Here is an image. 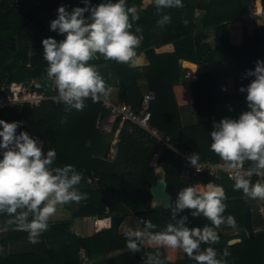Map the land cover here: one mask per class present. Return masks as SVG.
Listing matches in <instances>:
<instances>
[{"label": "trees", "instance_id": "16d2710c", "mask_svg": "<svg viewBox=\"0 0 264 264\" xmlns=\"http://www.w3.org/2000/svg\"><path fill=\"white\" fill-rule=\"evenodd\" d=\"M40 5H34L31 0L15 2L14 0H0V37L10 42L18 41V49H9L0 45V74L7 72L6 81L37 77L40 84L56 91L54 83L47 76V62L42 58L39 47L33 48L29 54L28 42L34 37L37 42L49 34L50 11L59 5L71 7L82 4V0H39ZM255 0H183L182 8L165 9L171 17V22L160 26L157 21L162 15L158 13L152 3L146 8H141V0H126L128 6L135 5L139 11V19L133 22V31L136 25L142 29L143 41L137 48V53L144 50L148 64L143 67L141 73L147 79V90L155 94V99L150 105L151 123L163 134L169 136L171 143L181 150L197 149L203 158L216 161L218 155L210 149L213 121H218L224 116L237 117L241 111L247 109L245 95L239 91L241 85H247L252 77L246 76L249 69L255 67L256 60H264V25L255 28L249 35L243 32L241 46L233 45L228 39L227 21L235 20L250 11V2ZM264 7V0H260ZM97 4L100 0H91ZM204 9L200 28L214 27V43L210 45L203 41V31L192 35L195 22H193L194 9ZM1 9V8H0ZM25 14L26 20L17 26L16 31L10 36L1 33L10 28L9 18L12 14ZM264 14L262 11L261 14ZM187 19L188 24L183 21ZM158 29L162 41L173 44L175 56L163 57L150 47L151 31ZM52 37L58 41L63 39V34L53 33ZM213 53H224L228 57L231 76L233 80V97L229 99L217 90L216 79L210 75L209 67L214 63ZM6 54V58L3 57ZM190 60L196 63L197 78L191 82L190 88L193 96L198 123L191 126H182L178 108L174 100L173 86L183 78V69L179 60ZM96 66L107 85L116 83L117 99L136 107L139 99L145 91H140L134 74L137 69L129 63H120L115 60H105L101 55L89 61ZM16 67L15 72L12 68ZM14 71V72H13ZM134 72V74H133ZM16 78V79H14ZM85 108L82 111L69 109L64 104L54 105L52 102H44L37 108L28 106L4 109L0 112V119L5 121H22L17 132L27 131L43 142L44 150L54 148L57 159L54 166L73 164L78 171H82L83 179L77 185L79 191L87 193L86 202L92 215L101 216L104 208L109 207L111 212H120L127 208L133 212L144 209L145 202L150 198L149 183L154 177L153 167L149 165L150 158L156 149L153 138L137 126L133 132L127 130V126L121 128L117 134L116 146L118 152L115 159L110 162L103 159L106 147L112 140V134L104 136L95 127L99 115L104 114V109L99 101L93 102L85 99ZM63 121V123H61ZM117 123L114 124L116 129ZM181 131L180 137H177ZM252 162L245 161L244 166L251 167ZM157 166L166 172L167 190L169 180L174 179L177 186L180 182L181 164L171 150H164L158 159ZM159 172V171H157ZM98 180L88 184L87 178ZM195 178L208 183L213 177L205 173L198 174ZM223 186L225 191V203L227 205L224 215L231 214L235 218V228L222 224L216 229L220 240L213 244L218 254L227 247L230 256L226 257L228 264H264V231L255 232L253 238L245 242L227 245L226 236L221 230L243 228V212L250 206L241 190L233 188V181L222 175L215 179ZM260 180L254 177L252 182ZM199 188V187H198ZM169 192V191H168ZM170 193V192H169ZM171 194V193H170ZM175 193L172 204L176 198ZM173 196V195H172ZM66 204V206H69ZM116 205H119L116 207ZM251 209V224L253 227L264 226L261 215ZM161 214L160 218H153L155 214ZM256 215V220L253 215ZM141 220H150L156 225L153 231H159L167 223L173 222L170 211L164 213L158 207L150 213L134 214ZM187 215L186 225L204 226L210 222L205 217H192L188 209L177 213V219ZM67 250L64 252V264L78 261L77 252L84 250L89 259L126 247L124 234H119L117 229H106L89 237H79L69 231V223H65ZM51 233L54 228L50 229ZM207 247L201 244V249ZM156 247L142 248L134 253L126 251L108 259L105 264L114 263L117 259H123L121 264H143L144 253L153 252ZM161 257L165 258V264H196L185 253L183 258L170 262L163 248L159 249ZM73 255V256H72ZM71 256V257H70Z\"/></svg>", "mask_w": 264, "mask_h": 264}, {"label": "clouds", "instance_id": "9594fccd", "mask_svg": "<svg viewBox=\"0 0 264 264\" xmlns=\"http://www.w3.org/2000/svg\"><path fill=\"white\" fill-rule=\"evenodd\" d=\"M151 3L162 13L157 21L162 27L171 22L165 9L183 7V0H151ZM82 4L83 7L70 9L59 5L49 27L63 34V39L48 36L41 40L46 73L55 85L57 99L76 111L85 108V99L90 97L96 102L113 90L89 61L99 54L105 60L132 63L143 41L141 27L136 25L133 31V22L139 19L135 5L128 6L126 0H100L97 4L82 0ZM183 23L187 25L188 20ZM246 76L252 79L246 86L241 85L239 91L245 95L247 109L235 118L224 116L214 120L209 146L232 171L233 188L241 190L247 198L264 201V179L255 182L249 179L252 175L264 177V60L258 58ZM21 123L0 119V215L6 214L10 222L27 233L30 244H37L48 230L57 206L86 200L87 193L76 187L83 179L82 171L73 164L54 166L56 150H44L42 141L27 131L17 132ZM188 160L200 171L196 153ZM245 161L252 165L242 172ZM224 201L221 185L209 182L199 188L182 187L168 206L174 223L153 231L155 224L141 220V230L124 233L126 248L132 253L139 251L145 240L156 245L153 252L144 253L143 264H165L159 251L162 247L180 249L196 264H228L226 257L231 255L228 248L218 254L212 247L220 240L217 228L222 224L236 226L231 214L224 215L227 207ZM184 209L192 217L202 216L210 223L187 226V215L176 218ZM202 243L207 247L201 249Z\"/></svg>", "mask_w": 264, "mask_h": 264}, {"label": "crops", "instance_id": "0c3cea01", "mask_svg": "<svg viewBox=\"0 0 264 264\" xmlns=\"http://www.w3.org/2000/svg\"><path fill=\"white\" fill-rule=\"evenodd\" d=\"M259 2L261 9L264 12V7L261 4L260 0H255L252 3L250 2V11L249 13L235 19L227 21L228 28V39L229 42L233 45L241 46L243 43V32L251 35L254 33V30L258 26L264 25V14H259L254 12L256 9V3ZM151 4V0H141V8H146ZM254 4V7H251ZM133 6V5H132ZM0 11H4V7H0ZM170 9V8H169ZM204 9H194L193 12V22H195V27L193 28L192 35L196 32L203 31L205 38L204 42L213 45L214 43V27H206L201 29L200 23L204 15ZM16 14H12L11 17H16ZM261 16V17H260ZM49 34L46 36H51L56 31L50 30ZM44 37V38H46ZM3 41L0 42V45L9 49H18V41L10 42L7 39L0 37ZM13 43H15L13 45ZM150 47L155 51V53L160 54L163 57L175 56L174 46L169 41H162L159 37L158 29L151 31V42ZM29 54L33 53V48L42 46V43L32 37L27 44ZM42 51V47L40 48ZM0 51V55L2 54ZM6 54H3V57L6 58ZM214 63L209 67V73L216 79L217 90L221 92L225 98L229 99L233 97L235 91L233 89V80L231 76L230 66L228 64V57L224 53H213ZM181 67L183 69V78L181 81L173 86V95L176 102L179 118L182 126H191L198 123V117L196 114L195 106L193 103V96L190 88V84L194 81L196 76L197 65L190 60H179ZM148 64V60L145 55V51L142 50L137 53L134 58V62L129 63V65L137 69V74H134L137 85L140 88V91H145L147 89V79L145 74L141 73V69ZM189 73V77H185L186 73ZM4 77L0 81V87L6 83L7 76L9 75L8 71L2 74ZM38 79L33 77L29 81ZM22 81V80H18ZM113 82V80H112ZM111 82V83H112ZM113 97H117L116 86H111ZM66 109V108H65ZM68 110V108H67ZM130 132H133L134 128L130 127L128 129ZM107 137V136H106ZM43 143V142H42ZM109 151L106 157L103 159L112 162L115 158H112V150L116 147L109 143ZM107 146V147H108ZM106 151V149H105ZM104 151V152H105ZM159 170L163 171L162 168L157 167L153 168L154 175H159ZM180 179V176H179ZM150 186V183H149ZM202 187L201 185H198ZM196 185V187H198ZM183 185L181 180L179 184L174 188L175 193L178 192ZM153 198H150L145 202L144 208L153 206ZM259 204L264 207V201L259 200ZM108 207V206H107ZM109 208V207H108ZM161 208V207H160ZM110 209V208H109ZM88 205L86 202H72L69 206L58 205L55 215L50 218L49 228L46 232L41 235L40 242L37 244H30L27 239V233L21 231L17 228L15 223L10 222L9 217L5 215H0V264H64L65 255L64 252L67 250V239H66V228L65 223H69V231L79 237H89L93 234H96L97 231L91 225L90 218L91 213L89 212ZM111 211V210H110ZM129 212V213H128ZM132 212V213H131ZM118 213L123 217L117 231L119 234H124L128 230H141L142 227L139 224L138 218L134 215L133 211L130 209L121 210L120 212H111ZM128 213V214H127ZM87 224V225H86ZM51 228H54V232H50ZM148 247H157L152 242L145 240L143 248ZM167 259L172 262L175 259H181L183 257V251L180 249H172L168 247H162ZM126 251H129L126 247L117 249L108 253H104L98 256L89 259L85 256L84 250L81 248L77 252L78 261L68 264H105L109 258L122 254ZM73 256V255H72ZM71 257V256H70Z\"/></svg>", "mask_w": 264, "mask_h": 264}, {"label": "built area", "instance_id": "2783aa9c", "mask_svg": "<svg viewBox=\"0 0 264 264\" xmlns=\"http://www.w3.org/2000/svg\"><path fill=\"white\" fill-rule=\"evenodd\" d=\"M11 1V0H10ZM15 2H21L23 0H14ZM31 2L39 6V0H31ZM77 6L83 7V4ZM57 15V6L50 11V20L54 19ZM87 15V13H85ZM190 74L187 72L185 77H189ZM87 99H91L90 97ZM155 99V94L151 90L145 91L136 107H132L130 104L119 101L117 98L110 95L106 98H101L98 101L101 107L104 109V114L99 115L95 127L104 136L112 134V140L110 144L115 145L117 140V134L121 128L127 126V130L132 126L144 130L150 138H153L156 142V149L154 150L149 165L153 168H157V162L164 150H171L175 157H177L181 164L180 169V180L183 187L188 180L194 181V178L200 174L205 173L214 179H219L222 175L227 176L231 181L232 171L226 168L225 162L219 157L218 160L212 161L202 157L201 153L197 149L181 150L174 146L169 136L163 134L157 127L151 123V111L150 105ZM52 102L54 105L63 104L57 99V92H54L51 88H47L42 84H37L34 81H18L11 80L4 83L0 87V112L4 109H10L15 107L28 106L30 108H37L44 102ZM67 111V108L65 109ZM117 123L116 129L114 124ZM196 153L198 155L197 167L200 171H196L194 165L190 163L188 157ZM248 168L242 166L241 171L244 172ZM256 175H252L249 179L252 181ZM264 179V177H257ZM98 178L93 179L87 178L86 182L92 184L97 181ZM234 183V181H233ZM207 183H203V186ZM258 202L259 199H255L254 203ZM261 211V205L259 204ZM251 210V209H250ZM111 211L108 207L104 208L101 216L93 215L90 218V222L95 231L106 230L111 228Z\"/></svg>", "mask_w": 264, "mask_h": 264}, {"label": "water", "instance_id": "95a60500", "mask_svg": "<svg viewBox=\"0 0 264 264\" xmlns=\"http://www.w3.org/2000/svg\"><path fill=\"white\" fill-rule=\"evenodd\" d=\"M2 40L0 39V42ZM3 42V41H2ZM15 43H13L14 45ZM181 134V131L178 132L177 137L179 138ZM109 151V146L106 147V151L104 152V157L107 156ZM112 158H115L118 152V146H116L112 150ZM159 175L152 178L150 181L149 186V193L150 196L153 198V206L139 209L134 211V214H141V213H150L155 211L158 207H161L164 213H168L170 211V208L168 206L172 205V195L167 190V180H166V172L159 170ZM160 179L164 180L161 181ZM194 185L192 180H188L185 184V186ZM159 202L161 203V206H159ZM123 217L119 215L118 213H112L111 214V228L112 229H118ZM104 230H98L96 233L102 232ZM254 228L251 224V210L247 206L243 212V228H241L239 231H236L234 233L228 234L226 236V241H228L231 237H237L240 239V242H245L248 239L253 238L254 236Z\"/></svg>", "mask_w": 264, "mask_h": 264}, {"label": "rangeland", "instance_id": "374dc122", "mask_svg": "<svg viewBox=\"0 0 264 264\" xmlns=\"http://www.w3.org/2000/svg\"><path fill=\"white\" fill-rule=\"evenodd\" d=\"M251 5V4H250ZM251 7H254V4H252V6ZM254 12H256V11H258V9H257V7H256V9L255 10H253ZM262 12V9H261V11L259 12V13H261ZM16 17H10L9 18V23H10V28H6V30L5 31H3L1 34L4 36H10L12 33H14L15 31H16V28H17V26L18 25H20V24H22L25 20H26V15L25 14H17L16 13ZM261 17V16H260ZM16 67L17 66H13V67H10V68H12L15 72H17L15 69H16ZM15 68V69H14ZM13 71V72H14ZM0 79H1V74H0ZM14 79H16V78H14ZM17 80H24V79H22V78H20V79H17ZM29 79L28 78H25V81H28ZM35 83H37V84H40V80L39 79H35V80H33ZM50 81H52L51 79H50ZM52 84H53V81H52ZM111 86H116V83L115 82H112V85ZM118 88V87H117ZM118 90V89H117ZM117 90H116V92H117ZM206 181H208V183L209 182H211V183H214V184H217V185H221L220 184V182H217L215 179L214 180H212V179H209V180H206ZM205 181H203V180H201V179H197V178H194V181H193V184L196 186H198V185H201V186H203V183H204ZM168 191L171 193V195H173L172 197H174V195H175V184H176V182H175V180L174 179H172V180H169V182H168ZM222 186V185H221ZM199 187V186H198ZM243 197H245V196H243ZM246 199H247V204L250 206V208H252V210H253V212L254 213H258V214H260L261 215V217H262V219L264 220V207L263 206H261V211L259 210V208H260V206H259V204H258V202H255L254 203V201H255V199H251V198H247V197H245ZM119 205H116V207H118ZM118 209H122L121 207H118ZM121 213H122V211H121ZM129 213V212H128ZM127 213V214H128ZM132 213V212H131ZM161 217V214L160 213H158V214H155V215H153V218H160ZM253 219L254 220H256V215L254 214L253 215ZM139 220V219H138ZM87 225V224H86ZM254 228V231L255 232H261V231H264V226H259V227H253ZM241 228H236V229H228V230H221V232L224 234V235H228V234H231V233H234V232H236V231H239ZM229 241L230 240H228V241H226V243H227V245H233V244H229ZM143 248V247H142ZM183 256H184V253H183ZM183 258V257H182ZM175 260H178L177 258L175 259ZM122 261H123V259L121 260V259H117L116 261H114V263H111V264H121L122 263ZM108 264V263H107Z\"/></svg>", "mask_w": 264, "mask_h": 264}, {"label": "bare ground", "instance_id": "6f19581e", "mask_svg": "<svg viewBox=\"0 0 264 264\" xmlns=\"http://www.w3.org/2000/svg\"><path fill=\"white\" fill-rule=\"evenodd\" d=\"M256 7L258 9V11H256V12L259 13L261 11V5H260L259 2L256 3ZM259 14H261V13H259ZM152 202H153V200H152ZM159 206H161V203L160 202H159ZM229 240H230L229 241V244H235V243L240 242V239L237 238V237H231Z\"/></svg>", "mask_w": 264, "mask_h": 264}]
</instances>
